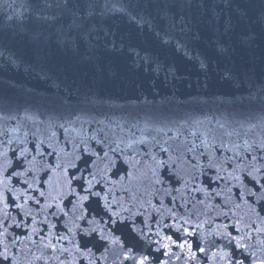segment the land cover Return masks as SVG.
Returning a JSON list of instances; mask_svg holds the SVG:
<instances>
[{
  "label": "water",
  "instance_id": "obj_1",
  "mask_svg": "<svg viewBox=\"0 0 264 264\" xmlns=\"http://www.w3.org/2000/svg\"><path fill=\"white\" fill-rule=\"evenodd\" d=\"M261 157L264 0H0V192L9 198L7 209L0 202V231L8 229L11 257L3 264H89L67 241L62 253L32 234L36 228L55 243L67 229L76 233L67 203L74 198L63 201L67 216L46 207L61 203L52 197L67 194L70 175H81L74 164L85 178L105 177L122 206L141 213L134 220L146 233L152 228L153 242L141 248L152 264H257L264 202L245 192L254 187L248 172L264 175ZM13 171L23 175L9 181ZM25 190L40 204L26 201ZM157 221L164 236L191 249L172 245L174 255H164ZM113 228L115 237L128 235L120 223ZM226 233L243 236L247 248ZM17 236L31 239L11 244ZM91 239L109 249L107 262L96 264H113L119 245Z\"/></svg>",
  "mask_w": 264,
  "mask_h": 264
},
{
  "label": "snow or ice",
  "instance_id": "obj_2",
  "mask_svg": "<svg viewBox=\"0 0 264 264\" xmlns=\"http://www.w3.org/2000/svg\"><path fill=\"white\" fill-rule=\"evenodd\" d=\"M21 156L24 155L23 151L20 153ZM107 155V153H105ZM264 158V157H261ZM253 160H257L258 158L256 156L252 157ZM85 164L87 162L85 161ZM161 167H165V163L163 161L160 162ZM71 167L76 168L77 171L81 172L80 176L76 175H70L66 181L67 184V194H65L63 191L59 192L56 196L52 197V200L55 202L57 200H60L61 203L57 204H47V208H51L55 206L59 211L67 216L68 212L65 211V208L63 206V201L66 197L74 198L76 203L72 202V199H68L67 203L72 205V208L70 211L73 212V222L76 227V233L72 232V229H67V232L65 235H57L55 236V243H53V239L51 238V234L48 236H42L39 234L38 229L32 228V234L39 236L40 239V246L44 249H51L52 251H60L62 253H68L69 249L62 246V243L64 241H67L69 244H72L76 251H78L81 255L87 254L92 259L89 260V264H96V261H105L107 262L108 256L105 255L109 252L108 247L105 245H100L99 247H96L95 243L91 239L93 235L95 234L99 240L110 242L113 244L119 245V250L113 254V264H152V260L155 258H150L149 256L143 255V252L141 251L143 242L146 240L147 243H152L150 239H147L148 233L152 232V228L148 227L147 233L144 230V227H137L135 224L134 217L141 215V213L136 212L133 213L130 208H124L122 206V203L113 195L112 190L108 188L109 181L103 177L100 176V178H97V175L94 174L91 171H88L87 178L83 175V170L79 169L77 165H72ZM261 168H264V165L261 166ZM261 168H256L254 171L257 174L261 173ZM23 175V173L15 172L13 171L7 179L10 181L12 176H18ZM247 176L251 178L254 187L253 188H247L245 194L249 197L254 198V202H264V183H261V179H264V175L261 176V179H257L256 176H253L252 172H248ZM239 179L238 177H235ZM211 179V178H210ZM27 183V181H25ZM157 183H164L163 180H158ZM28 189H32L34 186L33 184L27 185ZM97 187L100 188V190H96ZM5 188H7V185H5ZM7 191L12 193L13 196H15V193L12 192L11 188H7ZM170 195V193H166ZM219 195V193H217ZM244 195V194H241ZM39 196L41 198L46 197V193L44 191L39 192ZM95 197V201L92 200V198ZM111 197V199H109ZM20 197H16V199H19ZM8 196H6L3 192H0V202L4 203V208L7 209L9 207L8 204ZM24 199L27 200H34L37 205L40 204V200L36 199L34 196L27 195V190L24 192ZM84 202H89V207L92 203H95L98 208H101L104 212V216H100L99 212H95L93 209L92 211L89 210V207L84 206ZM101 202H103L101 204ZM15 207L21 209L23 211L24 206L22 204H15ZM116 208H120V211H116ZM79 211V215H75V212ZM95 212V215L93 214ZM124 213H128L127 216L124 215ZM27 216H31V212L25 213ZM259 215V214H257ZM97 216H99V220H97ZM105 216L107 219H105ZM5 220L8 219V213L5 211L4 213ZM91 217V218H90ZM103 221V223H101ZM81 222L86 226H81ZM13 223L16 227H30V225L24 224L23 220L16 221L13 220ZM32 223L36 224L37 221L35 218H32ZM43 223L48 226L49 228L55 227L54 225H48L47 218L45 217ZM117 223H120L124 227L127 228L128 235L125 236L123 239L120 237L114 236L115 229L113 228L114 225ZM187 223V221H185ZM167 227V226H165ZM227 227V225H225ZM179 226H177V231H179ZM257 232H264V228H257L255 229ZM7 227L3 228V231H0V237H3L2 240H0V247H2V250H0V264H3L4 261H9L11 259L7 246L4 245V241L7 240ZM184 231L187 233V235L191 236L193 235V232H189L188 229H184ZM237 231L239 229L237 228ZM155 234L157 236L161 237V240L167 241L164 243H161V240L155 241V243L161 245L164 249H168L169 251L164 252L163 254L166 256L174 255L171 253V246L176 245L177 247L184 249L187 247L188 249H191V245L187 243V241L177 243L176 240L172 238V236H164L159 228V221H157V229ZM76 235H80L81 239L83 240V243L81 244L80 241H77L75 239H70V237H74ZM226 235L229 236L231 241H235V245L238 248H247V245L242 243L244 240V237H233L231 236V233H226ZM250 235V234H249ZM110 237L112 239L110 240ZM31 239V236H25L23 238L21 237H14L10 243L15 245L17 241H22ZM35 243V241H33ZM57 244H61V247L57 249ZM89 244H93V247H96V252H100L99 256H96V254L93 252L92 248L89 247ZM101 248H103V251H101ZM198 250L202 253H206V250L204 248H198ZM157 251H159V248H157ZM227 254L222 255L220 258L224 259ZM35 260L40 261L44 259L43 255L35 256ZM179 259V257H177ZM63 264V262H61ZM159 264H168V261H159ZM228 264H233L231 260L228 261ZM237 264H244V260H240L237 262ZM257 264H264V260H260L257 262Z\"/></svg>",
  "mask_w": 264,
  "mask_h": 264
}]
</instances>
